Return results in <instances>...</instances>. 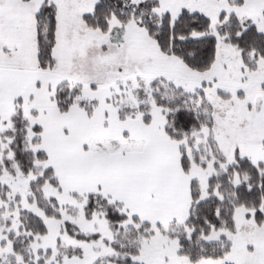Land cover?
I'll return each mask as SVG.
<instances>
[{
  "label": "snow or ice",
  "instance_id": "6c2138e0",
  "mask_svg": "<svg viewBox=\"0 0 264 264\" xmlns=\"http://www.w3.org/2000/svg\"><path fill=\"white\" fill-rule=\"evenodd\" d=\"M0 264H264V0H0Z\"/></svg>",
  "mask_w": 264,
  "mask_h": 264
}]
</instances>
